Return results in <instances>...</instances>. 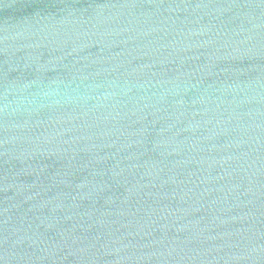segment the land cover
<instances>
[{
    "label": "water",
    "instance_id": "95a60500",
    "mask_svg": "<svg viewBox=\"0 0 264 264\" xmlns=\"http://www.w3.org/2000/svg\"><path fill=\"white\" fill-rule=\"evenodd\" d=\"M0 264H264V0H0Z\"/></svg>",
    "mask_w": 264,
    "mask_h": 264
}]
</instances>
